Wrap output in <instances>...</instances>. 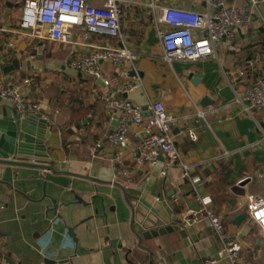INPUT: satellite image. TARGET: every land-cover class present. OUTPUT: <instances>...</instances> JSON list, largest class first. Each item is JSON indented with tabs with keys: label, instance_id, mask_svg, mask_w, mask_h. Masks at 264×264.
Here are the masks:
<instances>
[{
	"label": "crops",
	"instance_id": "obj_1",
	"mask_svg": "<svg viewBox=\"0 0 264 264\" xmlns=\"http://www.w3.org/2000/svg\"><path fill=\"white\" fill-rule=\"evenodd\" d=\"M228 4L248 8V0ZM22 6L21 0H0V85L21 84L49 117V161L0 164V264H58L65 259L70 264H203L218 255L223 243L206 220L193 223L186 216L189 209H200L198 196L211 199L227 236L242 244V262L264 264L262 236L248 214L249 196L264 200V112L256 117L259 128L234 92L242 94L264 76L262 20L254 17L231 43L221 42L217 57L169 64L159 38L165 27L154 18L163 7L217 11L209 0H139L125 8L123 42L78 31L70 46L36 39L22 29ZM256 22L259 26H253ZM99 46L135 52L137 74L125 65L129 74L122 77V68L103 62V78L116 80L107 87L79 72L74 64ZM31 75L36 82L25 85ZM138 78L141 87L122 93L125 84ZM108 94L142 108L155 101L165 104L175 119L176 147L191 166L195 185L183 178L179 165L168 167L162 177L166 158H160L164 165L159 167L136 164L141 126L130 127L126 148L107 142L117 124L104 100ZM6 107L0 99V109ZM189 132L198 140L190 139ZM99 142L102 147L93 158L90 148ZM241 215L245 218L237 225L234 220ZM174 219L186 222L183 234L145 237L172 226Z\"/></svg>",
	"mask_w": 264,
	"mask_h": 264
},
{
	"label": "built area",
	"instance_id": "obj_2",
	"mask_svg": "<svg viewBox=\"0 0 264 264\" xmlns=\"http://www.w3.org/2000/svg\"><path fill=\"white\" fill-rule=\"evenodd\" d=\"M21 1L23 5L21 28L28 30L36 39L65 46L75 44L78 31L123 42L121 20L125 8L139 3V0ZM209 3L217 11L209 10L202 14L186 8H161V14L154 19L156 24L165 27V30L159 32L165 62L195 63L209 57H217L216 47L223 41L231 43L235 33L247 29L254 17L261 19L264 26V0H248V8L244 11L228 6V0H209ZM151 6L156 9L154 4ZM137 58L138 55L126 47L99 46L78 60L74 67L84 75L101 80L108 87L116 80L103 78L99 65L108 62L118 66L122 68L120 76L126 77L129 71L123 66L132 67L137 74L134 66ZM35 82V75L24 80L25 85ZM141 86L142 81L138 78L136 82L125 84L122 93L128 95ZM234 92L236 102L242 106L244 113L262 128L256 117L264 112V76L258 77L242 94H238L236 90ZM0 99L23 114H37L41 111V105L28 99L21 84L0 85ZM104 100L111 121L117 122L116 127L108 134L107 142L118 148H126L130 127L141 126L143 132L139 152L135 157L136 164L147 163L151 167H159L164 165L160 158H166L167 162L161 172L162 177L167 176L168 167L179 165L183 169V178L195 185V180L191 177V166L184 161L175 144L173 135L175 119L163 102H151L145 111L128 99H115L112 94L104 96ZM200 116L204 118V113L200 112ZM42 117L47 122L50 121L48 116ZM189 137L193 141L198 140L194 132H189ZM101 147L102 142H99L90 148L93 158H97V151ZM197 198L200 209H189L186 216L190 217L193 223L206 220L223 243L218 255L205 259L203 264H245L241 256L242 244L227 236L223 218L214 211L211 199L199 196ZM173 200L177 201V196H174ZM248 214L251 223L259 228L264 244V200L249 196Z\"/></svg>",
	"mask_w": 264,
	"mask_h": 264
},
{
	"label": "water",
	"instance_id": "obj_3",
	"mask_svg": "<svg viewBox=\"0 0 264 264\" xmlns=\"http://www.w3.org/2000/svg\"><path fill=\"white\" fill-rule=\"evenodd\" d=\"M15 68H18V62H14ZM10 67L9 69H11ZM207 99L204 100L205 104ZM145 111L147 108H143ZM148 115V114H147ZM117 123V122H116ZM117 125V124H116ZM49 128V123L43 119L41 113L26 114L19 112L15 108L6 107L0 109V164L10 166L30 165L23 161H34L43 163L49 161L47 148L45 146L46 131ZM43 167V166H41ZM52 170V168H50ZM243 181L240 186L245 185ZM238 189V188H236ZM235 189V190H236ZM143 203L152 210V206L145 201ZM245 215L238 216L234 222L238 225ZM186 222L179 219L173 220L172 226H164L158 230L148 232L145 237L157 238L168 233L180 232L183 234L182 227ZM69 235H72V230H69ZM56 263V262H52ZM58 264H70V261L65 259Z\"/></svg>",
	"mask_w": 264,
	"mask_h": 264
},
{
	"label": "rangeland",
	"instance_id": "obj_4",
	"mask_svg": "<svg viewBox=\"0 0 264 264\" xmlns=\"http://www.w3.org/2000/svg\"><path fill=\"white\" fill-rule=\"evenodd\" d=\"M228 6H230V4H228ZM253 26H259V23L256 22V23L253 24Z\"/></svg>",
	"mask_w": 264,
	"mask_h": 264
}]
</instances>
